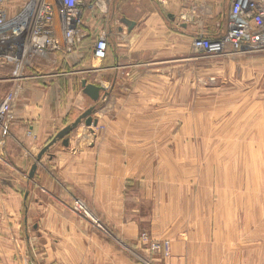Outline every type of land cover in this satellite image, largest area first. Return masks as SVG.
Segmentation results:
<instances>
[{"label": "rangeland", "instance_id": "rangeland-1", "mask_svg": "<svg viewBox=\"0 0 264 264\" xmlns=\"http://www.w3.org/2000/svg\"><path fill=\"white\" fill-rule=\"evenodd\" d=\"M117 1L114 19L161 27L179 42L164 33L137 52L133 39L108 35L113 46L97 71L95 33L85 41L84 65L66 64L77 83L103 88L91 104L96 125L80 124L95 135V184L45 195L60 197L95 245L112 246L117 264H264V52L192 49L199 34L225 31L231 0ZM183 27L194 35L183 37ZM76 200L98 224L73 209Z\"/></svg>", "mask_w": 264, "mask_h": 264}, {"label": "crops", "instance_id": "crops-1", "mask_svg": "<svg viewBox=\"0 0 264 264\" xmlns=\"http://www.w3.org/2000/svg\"><path fill=\"white\" fill-rule=\"evenodd\" d=\"M115 5L116 2L111 11L117 12L119 8L116 10ZM123 18L134 24L131 30L125 23L126 27L115 25L114 17L107 24L95 19V35L106 30L124 42L133 39L139 46L134 48L137 52L145 51L164 33L172 46L179 42V34L146 25L138 29V20ZM183 28V37L194 35ZM114 29L119 32L114 33ZM109 70L120 73L114 68ZM9 76L8 67L0 64V104L11 88ZM75 79L64 71L59 76L25 81L11 119L0 122V140L4 143L0 159V264H117L112 246L99 240L95 245V234L73 216L62 199L45 195V192L63 193L69 184L79 190H89L95 184L91 178L95 175V135L90 128L79 125L70 134L68 147L61 142L55 144L29 178L40 150L92 106V99L84 93L82 79L79 78V83Z\"/></svg>", "mask_w": 264, "mask_h": 264}, {"label": "built area", "instance_id": "built-area-1", "mask_svg": "<svg viewBox=\"0 0 264 264\" xmlns=\"http://www.w3.org/2000/svg\"><path fill=\"white\" fill-rule=\"evenodd\" d=\"M112 0H0V64L9 69L11 88L0 104V122L12 117L22 83L36 78L59 76L78 48L95 33L87 28L89 16L109 22ZM202 7V6H201ZM119 24V19H114ZM106 30L95 35L91 57L99 69L107 49ZM192 49L208 56L224 53L253 54L264 52V0H231L225 20V31L219 38L199 34ZM4 143L0 140V159ZM76 212L90 216L98 224L93 211L76 200ZM134 264H155L141 258ZM172 264V263H170Z\"/></svg>", "mask_w": 264, "mask_h": 264}, {"label": "water", "instance_id": "water-1", "mask_svg": "<svg viewBox=\"0 0 264 264\" xmlns=\"http://www.w3.org/2000/svg\"><path fill=\"white\" fill-rule=\"evenodd\" d=\"M124 23L128 26L131 30L132 26L134 25L128 20H124ZM82 86L84 88V93L89 96L93 101L98 98L99 92L103 91V88L97 87L93 84H88L85 80L82 81ZM95 106L89 107L85 110L81 115H79L72 123L64 127L60 130L54 138L46 145L44 148L40 150L37 154L34 164L31 166L29 171V178H32L37 170L38 163L41 161L44 155L48 154L49 150L58 142H61V145L64 147H68L69 144V135L70 133L75 130L82 122L86 126L93 125L95 126L97 121L91 117V115L95 112ZM27 195H25L26 198Z\"/></svg>", "mask_w": 264, "mask_h": 264}, {"label": "trees", "instance_id": "trees-1", "mask_svg": "<svg viewBox=\"0 0 264 264\" xmlns=\"http://www.w3.org/2000/svg\"><path fill=\"white\" fill-rule=\"evenodd\" d=\"M117 0H113V2H116ZM119 19V18H118ZM124 20H127L126 18H120L119 19V21H121V22H124ZM129 21V20H128ZM224 30H225V26H224ZM224 33V32H223ZM223 33H220V34H218L217 35V38L218 37H220V36H222V34ZM110 37V36H109ZM110 38H112V36L110 37ZM208 38H209V36H208ZM216 38V37H215ZM113 46V44L112 43H109L108 42V40H107V49H106V54H105V58H104V60H105V62H106V59L109 57V52H110V49H111V47ZM82 50H80L79 51V49L77 48L73 53H72V55H70V61H71V64L70 65H73V67L74 66H77V67H80V66H83L84 65V62H86L87 61V56H86V54L85 53H80ZM116 51V50H115ZM104 60H103V62H104ZM74 62V63H73ZM65 65L67 66L68 64H66L65 63ZM61 70H63V71H68L69 69H68V66H67V68H65V67H63V68H61Z\"/></svg>", "mask_w": 264, "mask_h": 264}, {"label": "bare ground", "instance_id": "bare-ground-1", "mask_svg": "<svg viewBox=\"0 0 264 264\" xmlns=\"http://www.w3.org/2000/svg\"><path fill=\"white\" fill-rule=\"evenodd\" d=\"M105 225V224H104ZM109 230V229H108ZM111 235H112V233H111Z\"/></svg>", "mask_w": 264, "mask_h": 264}]
</instances>
